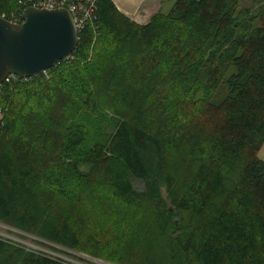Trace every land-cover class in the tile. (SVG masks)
Here are the masks:
<instances>
[{
	"label": "trees",
	"instance_id": "trees-1",
	"mask_svg": "<svg viewBox=\"0 0 264 264\" xmlns=\"http://www.w3.org/2000/svg\"><path fill=\"white\" fill-rule=\"evenodd\" d=\"M245 1L173 0L139 24L96 0L69 57L3 82L0 222L128 264H264V0ZM79 193L119 209L140 252L127 231L101 244L73 203L52 213ZM0 264L69 263L0 237Z\"/></svg>",
	"mask_w": 264,
	"mask_h": 264
},
{
	"label": "water",
	"instance_id": "water-1",
	"mask_svg": "<svg viewBox=\"0 0 264 264\" xmlns=\"http://www.w3.org/2000/svg\"><path fill=\"white\" fill-rule=\"evenodd\" d=\"M23 21L0 16V85L9 74L30 78L69 57L78 43L70 13L64 8L27 7Z\"/></svg>",
	"mask_w": 264,
	"mask_h": 264
},
{
	"label": "rangeland",
	"instance_id": "rangeland-1",
	"mask_svg": "<svg viewBox=\"0 0 264 264\" xmlns=\"http://www.w3.org/2000/svg\"><path fill=\"white\" fill-rule=\"evenodd\" d=\"M243 2L250 3V1H245V0H243ZM172 3H173V1L171 2L170 6H168L167 8L165 7L166 9L163 10V13H166L169 11ZM94 120H95V122H93V120H91V122L89 124L86 122L87 131L89 132V135L91 138L99 135L101 133V130H102V125L100 126V124H99L100 119L97 118ZM257 156L260 160L264 161V141H263L261 147L259 148V150L257 152ZM133 182H134V185L137 189L142 188V182L140 180H133ZM65 190L68 193H70L68 191L67 187L65 188ZM79 195H80L79 199H76L75 196L70 199L66 195L65 196L58 195L59 204H58V206L52 208V213L57 214L58 210L63 211V209L65 210V209L69 208L73 203L75 206H78V208L82 212L81 214L83 215V218L85 219V221L88 224L87 225L89 227L88 229H90L91 232L95 233V235L99 239V241H101V238H102V236H101V234L103 233L102 231H106L109 234L108 236L105 235V237H107L108 241H109V239L111 241L114 240L110 244H108V243L104 244V242L102 240L101 244L110 247L115 242V239H116L115 235L119 236V234H121L122 231H127L128 235H129V239H127V241H125V243L123 245L125 246V245H128L129 243H131V244H133V246H135L136 253L140 252L139 248L142 245L141 246H140V244H139V246L137 245L138 242L134 238V237H136L135 231H132V227L130 225V222H127L125 220H120L118 218V216L120 217L121 213L118 215V214L110 211L111 208H113L116 211H119V209L114 208V207H110L109 209L104 208V207L100 206L102 204L99 205L100 208L96 207L95 205H98V204L93 205L92 203H90L91 201L89 199H87V197H85V195H82L80 193H79ZM77 196H78V194H77ZM110 204L112 205L113 203L110 202ZM92 206H95V207H92ZM81 207H83L82 210H81ZM109 212L111 214H109ZM114 217H116L119 220V222ZM0 237H2L5 240H9L10 242H12L15 245H20V246H24L25 248H28V249L36 250V251H38V253L52 256L58 260L64 261V262L69 263V264H128L127 262H119L116 259H113L114 257L112 255V253H110V255H108L107 258H104L105 256L104 257H93V256L88 255L86 253L72 251V250H69V249H67L61 245L56 244V243H52V242L46 241L44 239H41L39 237L33 236L31 234H27V233L18 231V230L14 229L12 227H9V226L1 223V222H0ZM144 240H145V243L143 244V247H145L144 250L145 249L149 250L150 248H153L150 246L155 244L157 238L152 236V238L148 239L146 237V238H144ZM168 243H169V245H168V251H169L171 245H170V242H168ZM155 248H156V246H155ZM155 248H154V250H155ZM108 250L110 252L112 250V248H110ZM108 258H110V259H108Z\"/></svg>",
	"mask_w": 264,
	"mask_h": 264
},
{
	"label": "built area",
	"instance_id": "built-area-1",
	"mask_svg": "<svg viewBox=\"0 0 264 264\" xmlns=\"http://www.w3.org/2000/svg\"><path fill=\"white\" fill-rule=\"evenodd\" d=\"M95 2L96 0H27L23 5L27 7H36V8H45V9H57L64 8L66 9L72 19L77 33L83 30L88 23H91L95 19ZM28 4V5H27ZM23 9V10H24ZM22 10V12H23ZM22 12L20 18L16 15H10V21L15 23H20L23 21ZM47 70L42 71L41 73L46 74ZM17 77L14 74H9L4 82H8ZM0 111V119H1Z\"/></svg>",
	"mask_w": 264,
	"mask_h": 264
},
{
	"label": "crops",
	"instance_id": "crops-1",
	"mask_svg": "<svg viewBox=\"0 0 264 264\" xmlns=\"http://www.w3.org/2000/svg\"><path fill=\"white\" fill-rule=\"evenodd\" d=\"M173 0H112L115 7L136 23L144 24L150 17L163 12ZM166 7V8H165Z\"/></svg>",
	"mask_w": 264,
	"mask_h": 264
}]
</instances>
